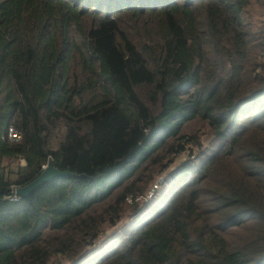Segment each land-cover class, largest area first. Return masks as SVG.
Instances as JSON below:
<instances>
[{
	"label": "trees",
	"instance_id": "obj_1",
	"mask_svg": "<svg viewBox=\"0 0 264 264\" xmlns=\"http://www.w3.org/2000/svg\"><path fill=\"white\" fill-rule=\"evenodd\" d=\"M181 155L87 264H264V0H0V264H83Z\"/></svg>",
	"mask_w": 264,
	"mask_h": 264
},
{
	"label": "rangeland",
	"instance_id": "obj_2",
	"mask_svg": "<svg viewBox=\"0 0 264 264\" xmlns=\"http://www.w3.org/2000/svg\"><path fill=\"white\" fill-rule=\"evenodd\" d=\"M189 158L188 156H185V155H181L179 157L176 158L175 162L172 164L173 166H171V168H169V170H167L165 173H163L161 176L163 177H166V183L164 182L163 183V186H161V184H159L158 188H156L158 191H160L158 193V195L156 196V198L153 199V193H152V188L153 186L156 184L157 181H159V179L161 178L159 174H157L156 178L153 179L150 184H149V187L147 188V196H146V199L148 200H151L153 199L152 201H150L149 203H151L148 208V206L146 207L147 210L143 211V209L145 208L143 206V208L141 209V213H139V217H136L134 218V214H132V207L129 206L131 205L129 202L127 203V216H124L123 220L117 225L115 226L114 228H109L108 231L106 232L105 235L101 236V238L99 239V241L95 244V246L97 247L95 249V252L91 255H88L87 257H84L82 263L83 264H87V262L91 261L92 258L94 257V255L98 252H100V250L102 251V249H104L105 247H108L110 245H113L116 243V237L117 235H122L124 233V231L126 230V228L128 226L131 225L132 221L134 219H140L143 217V215L146 214V212H148L149 209L153 208V207H160L162 206V204L164 203V200L166 198V196L168 194L171 193V191L173 190V185H174V181L173 180V174L175 173L177 167H180L181 165H183L185 162H188ZM23 164V162H21ZM150 173V172H149ZM144 177V176H143ZM178 181V180H177ZM175 181V182H177ZM178 183V182H177ZM137 187H143L144 186V181L143 182H138L137 184ZM162 189V190H161ZM166 193V194H165ZM152 195V196H150ZM144 197V196H142ZM141 198V200H143L144 202V198ZM140 200V201H141ZM146 202V200H145ZM148 203V202H147ZM143 214V215H142ZM142 215V216H141ZM115 237H113L112 235H115ZM87 261V262H86ZM78 263V262H77ZM65 264H70V262L68 263H65ZM81 264V263H80Z\"/></svg>",
	"mask_w": 264,
	"mask_h": 264
},
{
	"label": "water",
	"instance_id": "obj_3",
	"mask_svg": "<svg viewBox=\"0 0 264 264\" xmlns=\"http://www.w3.org/2000/svg\"><path fill=\"white\" fill-rule=\"evenodd\" d=\"M71 176H75V173L70 169L60 170L54 165L53 158L50 157L47 165L43 168L39 176L25 186L16 187V193L20 196H28L35 189L47 182H51L58 178H67Z\"/></svg>",
	"mask_w": 264,
	"mask_h": 264
},
{
	"label": "built area",
	"instance_id": "obj_4",
	"mask_svg": "<svg viewBox=\"0 0 264 264\" xmlns=\"http://www.w3.org/2000/svg\"><path fill=\"white\" fill-rule=\"evenodd\" d=\"M9 138L11 141H20L22 139V134L19 130L15 129L14 127H10L9 128ZM161 178L159 179V181L156 182V184L153 186L152 188V193L154 195L155 191L157 190L156 188H158L159 184L163 181V176H160ZM152 196V195H150Z\"/></svg>",
	"mask_w": 264,
	"mask_h": 264
}]
</instances>
